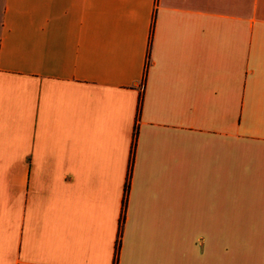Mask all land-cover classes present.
<instances>
[{
    "label": "crops",
    "instance_id": "crops-1",
    "mask_svg": "<svg viewBox=\"0 0 264 264\" xmlns=\"http://www.w3.org/2000/svg\"><path fill=\"white\" fill-rule=\"evenodd\" d=\"M121 222L117 264H264V0H0V264Z\"/></svg>",
    "mask_w": 264,
    "mask_h": 264
},
{
    "label": "rangeland",
    "instance_id": "rangeland-1",
    "mask_svg": "<svg viewBox=\"0 0 264 264\" xmlns=\"http://www.w3.org/2000/svg\"><path fill=\"white\" fill-rule=\"evenodd\" d=\"M228 238L230 251L237 250L238 246L243 253L255 252V229H229ZM236 238L241 244L236 245V241H232Z\"/></svg>",
    "mask_w": 264,
    "mask_h": 264
},
{
    "label": "trees",
    "instance_id": "trees-1",
    "mask_svg": "<svg viewBox=\"0 0 264 264\" xmlns=\"http://www.w3.org/2000/svg\"><path fill=\"white\" fill-rule=\"evenodd\" d=\"M124 204H125V195H124V198H123V205ZM121 225H122V222L119 225V231H118L117 243H116V255H115L114 264H117V260H118V252H119V248H120Z\"/></svg>",
    "mask_w": 264,
    "mask_h": 264
}]
</instances>
